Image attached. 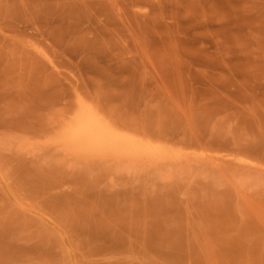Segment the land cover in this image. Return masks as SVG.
<instances>
[{
    "label": "rangeland",
    "instance_id": "rangeland-1",
    "mask_svg": "<svg viewBox=\"0 0 264 264\" xmlns=\"http://www.w3.org/2000/svg\"><path fill=\"white\" fill-rule=\"evenodd\" d=\"M0 264H264V0H0Z\"/></svg>",
    "mask_w": 264,
    "mask_h": 264
},
{
    "label": "bare ground",
    "instance_id": "bare-ground-1",
    "mask_svg": "<svg viewBox=\"0 0 264 264\" xmlns=\"http://www.w3.org/2000/svg\"><path fill=\"white\" fill-rule=\"evenodd\" d=\"M77 112L78 113L75 115L71 123L70 124L68 123L69 124L68 127L66 125L67 129L64 135L60 133L61 136L63 137L61 138V140L63 139L64 143H68L69 145L71 144L70 146L74 150L76 149V151L78 148L83 153L84 152L87 153L95 150H98L99 153H101L100 151L102 152L109 151V153L119 152V154L121 153L120 155L127 154V156L133 155L135 157H137L136 154L137 155L144 154L141 156H147L149 154L148 156H150V153L151 155L153 154L154 156V153H156L155 151L156 150L158 151V149H154L155 147H152V145L150 146L147 140H143L142 136L140 139V134L136 135L135 137L134 134L128 136L125 134L127 131L125 132V130L124 131L122 130L124 132L123 134L121 130L120 131L118 130V128L121 126L117 128L116 127L117 124H115L114 127V123L112 121H109L110 119L109 118L107 119V116L105 114L104 115L106 116V118H104L105 116L103 117L101 113H99V110H93L92 108H88L87 106L86 107L81 106L80 110L79 111L77 110ZM130 136L132 138H130ZM147 138L149 139V137ZM144 139H146V136ZM145 144H148L149 146ZM160 147L162 148L161 145Z\"/></svg>",
    "mask_w": 264,
    "mask_h": 264
}]
</instances>
